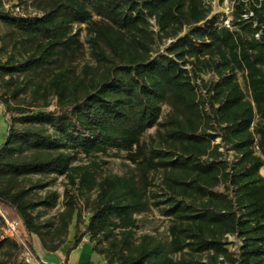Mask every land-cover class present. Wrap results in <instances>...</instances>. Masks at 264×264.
Listing matches in <instances>:
<instances>
[{
    "label": "trees",
    "instance_id": "1",
    "mask_svg": "<svg viewBox=\"0 0 264 264\" xmlns=\"http://www.w3.org/2000/svg\"><path fill=\"white\" fill-rule=\"evenodd\" d=\"M30 1L35 14H23L27 0H0V21L18 36L0 76L8 87L24 76L42 100L26 107L0 95V222L24 231L0 242L9 247L0 264H29L20 258L33 236L59 251L74 222L72 249L89 237L106 264H264V0H237L231 28L208 0ZM86 46L93 64L78 72ZM113 150L130 164L121 175L74 164ZM33 176L67 180L63 211L44 223L33 211L57 198L32 200L50 186L26 189ZM152 206L170 218L167 243L137 237ZM34 264L45 263L35 254Z\"/></svg>",
    "mask_w": 264,
    "mask_h": 264
},
{
    "label": "rangeland",
    "instance_id": "2",
    "mask_svg": "<svg viewBox=\"0 0 264 264\" xmlns=\"http://www.w3.org/2000/svg\"><path fill=\"white\" fill-rule=\"evenodd\" d=\"M28 1V9L23 11V14L31 13L35 14V9L32 5L30 0ZM237 0H224L221 2L220 0H208V4L212 8L213 15H219L220 20H226L227 18H231L234 12V6ZM244 1V0H241ZM10 7V5L8 6ZM22 13V12H21ZM77 29V27H76ZM11 30L8 29L1 21H0V60L6 61L7 57L11 54H17L18 51L14 49V40L18 38H11ZM82 39L85 41V32L82 33ZM156 52L160 53L163 51L164 46L156 48ZM86 64H93V60L91 58L89 48L86 46L83 55L79 58V60L74 64V67L79 72L82 67ZM211 77V74L203 75V78L208 80ZM36 80H40V76L34 77ZM8 79V78H5ZM24 76H20L16 82V86L23 87V90L20 94L15 96V87H8L3 83V77L0 76V95L7 94V97L10 99V103L12 105H22L26 107H31L30 105L33 104H41L42 100L38 99L33 94V89H30L29 85L24 86L23 84ZM238 79L241 84V87L245 91L246 95H248V90L246 87V80L243 74H238ZM6 81V80H5ZM55 102V101H54ZM53 102V103H54ZM169 111V107L167 105L163 106V120ZM8 131V124L5 120L3 114V106L0 105V146L4 141V138ZM156 132V128L151 129L146 135L145 140H148L150 136L154 135ZM78 163H85L89 164L92 167V170L96 171L98 177H103L108 174H123L124 171L129 169V162L125 159V153H117L116 151H111L109 155L102 156V155H92L90 157H85L80 155L78 157V161H75L74 164ZM261 174L264 176V168L261 170ZM154 176L157 178L155 191L161 192L162 189V174L156 173ZM41 180L43 183H50V186L44 190H33L30 193V198L34 201L43 200L47 195L50 193H54L57 198V205L54 208H47V207H39L33 211L36 219L40 223H44L49 219H52L58 215L59 212L63 211L64 209V191L67 185V180L64 177H41V176H33L29 180L24 181L23 185L27 186L26 189H29L32 184L36 181ZM93 198V194L90 195ZM84 199L81 200V205L84 204ZM89 213L87 208H84V215L83 221L84 224L82 225V230L84 229L85 225L88 222ZM139 223L138 228L135 230L137 237H140L144 234L153 235L157 239L167 243L170 241V234H169V227H170V218L163 215V212L160 208L152 206L151 209L138 216ZM75 222L70 227L69 235L67 238V242L60 248L57 252H49L46 250L41 242V240L33 236V243H34V250H28L26 253L20 258V260L26 261V258H30L34 262V256L36 254L39 259L44 262L45 264H61L63 261L66 260L69 264H106L105 261L97 254L93 253V243L90 242L89 237H86L83 240V243L80 247L76 249L73 248L74 243V235H75ZM6 226L2 222H0V242L7 239L8 236L5 233ZM24 234L23 229H20L19 233L14 237H9V239H14L16 237L21 236ZM230 241L235 242L234 237L230 238ZM9 249L8 245H4L2 251H0V260L6 259L4 258V253ZM232 250L235 249V246L231 247ZM179 258V256H176Z\"/></svg>",
    "mask_w": 264,
    "mask_h": 264
},
{
    "label": "built area",
    "instance_id": "3",
    "mask_svg": "<svg viewBox=\"0 0 264 264\" xmlns=\"http://www.w3.org/2000/svg\"><path fill=\"white\" fill-rule=\"evenodd\" d=\"M15 11L17 13H21V9L19 7H17ZM250 16H253V13H250L249 15H244V17L246 19H248ZM230 21H231V18H229V19L227 18L226 20H224L223 24L226 27L231 28ZM256 37L259 38V34L256 35ZM255 150L259 151V147L255 146ZM0 212H1V209H0ZM4 222H5V226H6L5 233L7 234L8 238L9 237L12 238V237L16 236L19 233L21 221H19V220L10 221L6 217H4ZM25 262L29 263V264H34V262L30 258H26Z\"/></svg>",
    "mask_w": 264,
    "mask_h": 264
},
{
    "label": "crops",
    "instance_id": "4",
    "mask_svg": "<svg viewBox=\"0 0 264 264\" xmlns=\"http://www.w3.org/2000/svg\"><path fill=\"white\" fill-rule=\"evenodd\" d=\"M264 168V167H263Z\"/></svg>",
    "mask_w": 264,
    "mask_h": 264
}]
</instances>
